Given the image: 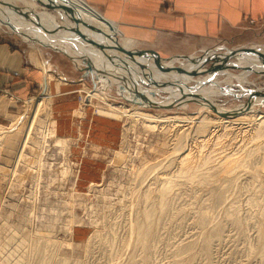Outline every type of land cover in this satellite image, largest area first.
Instances as JSON below:
<instances>
[{
  "label": "rangeland",
  "instance_id": "374dc122",
  "mask_svg": "<svg viewBox=\"0 0 264 264\" xmlns=\"http://www.w3.org/2000/svg\"><path fill=\"white\" fill-rule=\"evenodd\" d=\"M6 1H8V3L12 6L15 5L17 7L24 8L31 0H25L23 3L20 1L15 3V0ZM29 6L31 7V13H39L45 17H43V25L47 31L50 29L53 30L55 25L61 27L59 24L64 21L63 18L60 17L63 16L68 23H71L72 21L74 22L73 17L63 14L61 9L55 6L54 7L57 9H54V7L48 4H44L43 0L34 1L30 3ZM254 22L255 20L253 19L247 20L248 25H253ZM59 32L60 31L46 33L49 40L58 42V45L54 46L57 50L42 46V62L45 64L46 69L50 71L55 78L60 79V81L64 84L60 90L55 93L53 97L54 99L51 98V108L49 107L46 99L42 101V105L40 104L42 106V111H38L39 117L35 119V123L28 134L31 138L40 137V134L42 133L41 129L43 131V126L45 125L46 120L55 118L56 131L51 138H46L45 140V144L43 145L44 152L41 156V167H39L37 162L38 148L37 146L35 147L32 145L33 142L37 143L38 140H27L29 142L27 144L29 145L26 144V146L22 149L25 156H21V160H19L17 164L14 162V153H17L18 151V147L16 146H18L17 142L20 140H16V142L12 145L15 148L10 149L9 151H7V148L4 146L1 149V264H19L20 256L24 252L19 234L28 238V235L33 234L36 230L42 232V242L43 240H54V242L61 241L59 247H55L54 245H52L53 247L49 246L51 249L53 248V251L55 250V253L57 254L55 256L56 258L66 257L69 260V257H71L70 260H72V262H77L76 264H114L115 261L113 258L111 259V257H109L107 248H103V246L99 245L95 240H92L91 242L87 241L89 235L93 231H98L101 235L104 234L103 236L118 239L119 237H124L125 234H127L126 222L129 220V214L131 212L130 208L133 203H136L133 205L136 207L138 206V208H140L142 204L141 201H135L141 186L143 185L145 188L144 184L149 182H151L149 185L150 187L155 186L158 183L155 179L156 176L170 175L176 168L174 164L175 159L173 161L172 153H174V144L180 145V143L177 140H173L171 134L183 131V128L186 125L183 127L174 125L170 119H167L164 122L158 121L159 117L178 115L182 117V119H185L186 116H190L197 111V107L195 106L196 104L193 103L189 104L186 109L176 107H172V109H164L141 106L143 109L142 112L147 113L146 115L149 116H147V118L144 117L134 119L131 115H126L124 113L120 116L118 115L117 117H114L113 115L107 116L108 110L112 108L106 106V104H99L97 102H93L90 107L87 106L84 108L85 104L81 102L80 95L86 92L87 87L88 89L98 87L100 91L106 94V99L108 101H106V103L118 106L121 104L129 105L128 102L116 93V90L119 85L124 82L123 79H127L129 76L131 77L133 74L123 71L126 66H123V69L120 68V70H115L113 68L115 65L112 63H106L105 58L100 52H98L97 49L94 52L93 58L90 57L87 62V64L92 65L91 70L88 71L86 59L81 58L79 55L81 51H84L85 48L90 46L88 43L89 40H87L88 38L86 37L87 39H85L77 36L78 39L76 40L73 39L71 41H66L69 39L67 34L62 32V36H60L61 34H59ZM4 39L9 40L14 45H18V41L21 40L16 35L7 32L4 27H0V40L3 41ZM259 40L261 39H256L255 44L245 47H235L230 43L214 44L213 46L206 48V55L209 59L207 58L205 60L198 58V56L205 50H194L189 54L186 53L180 57L192 58L193 60H191V63H184L189 66L195 62L196 67L200 65L199 67L204 69L202 70L199 68L200 71H196L190 76L191 78L201 77L200 79H203L202 77H205L208 73L207 71L205 72V69L213 67V64L214 66L221 65L213 72V76L210 78L213 82L210 83L211 81H205V83H209L206 86L208 87L211 85V88L214 90L211 91V88H206L207 91H203L204 94L202 95H206L210 101H214V103L223 108H231L246 101L247 95L254 91L264 92V66H262L264 64L262 63L264 60V44L259 42ZM78 43L81 46H79ZM93 48L95 49L96 47L93 46ZM137 48L140 47L137 45ZM141 48L143 51L147 50V52H149L147 53L149 56H154L157 59L170 60L172 59L171 56H174L166 55L162 52L154 53L145 47ZM245 49L253 50L254 52L246 53L243 51ZM86 50H89V48ZM220 57L224 59L221 60ZM186 58H183L182 60H186ZM72 60L79 62L80 65L73 68L70 63ZM175 64L178 63L175 62ZM230 65L237 67H231ZM257 66H260L263 69L255 72L254 68ZM190 67L192 66H189L188 69H192ZM247 67H249L248 69L251 71L246 74V81L239 82V78L241 77L240 72L242 71L241 68L246 69ZM97 69L100 71L102 70L100 73L102 75L109 73V70L112 71V74L115 76L110 77L111 82H109V85L100 84V81L94 77L92 73L96 72ZM206 78L207 77L204 79ZM95 81L99 85L96 84L95 86ZM174 83L176 82L174 81ZM193 84L194 79H188L183 83H176L175 87L184 90L185 86H192ZM144 86L148 87L146 83ZM130 87L131 86H129V88ZM71 89H74L73 93H71L72 97H70L69 94L66 99H63V92H71ZM43 90V82L42 88L40 85L34 86L25 96H17L8 88H0V96L1 94H5L7 97L6 99L9 101L7 105H4L5 107H0V124L4 127H9L11 126L10 124L13 118H16V120H14L15 125L18 124L19 121L23 119L21 116H26L27 113L31 111V106H35V102L40 101L38 97L44 93ZM186 92L189 91L187 90ZM158 93L161 95L163 94L161 92ZM235 95H239V97ZM172 97H175V95ZM256 101L262 100L257 99ZM99 105H102V109H96ZM126 108H128V106ZM98 110H102L104 113H99ZM259 111H254L253 113H259ZM124 112L127 113L126 111ZM262 112H264V108L261 110V113ZM210 116L214 117L213 112H209L208 117ZM78 124L86 126L87 128L90 126L88 138L85 137V140H79V136H76L75 126ZM50 127L51 126H49V128ZM20 131L25 133V126L24 128L22 127ZM196 134L197 133L193 129L191 135L195 139L198 138L195 136ZM189 141L185 140L184 142L186 143V146L188 145L187 147L190 145L193 155L196 154L197 150L201 153L204 151L206 152L207 150L206 155L209 156L210 152L213 156V158L210 157L211 162L217 156L224 155L223 153H228L229 155L232 154L234 149H236V142L239 144V140H210L211 143L207 140V145L201 146L200 140ZM214 142L216 144H214ZM216 145L218 147H214ZM252 145L253 141L247 140L238 153L247 158L248 156L245 150L252 147ZM221 147L222 149H220ZM228 148L229 150H227ZM116 150L122 151V157L119 158L115 155ZM231 156H234V154ZM255 159V161H257L258 157ZM208 166L211 168L207 167V171L209 168V171H216L212 163ZM242 167L246 168L247 164ZM37 170H39L40 175V182L37 185L38 187L35 184L36 182H34ZM210 173L212 172L210 171ZM241 177L242 176L240 175L238 180L246 182V179ZM142 180L143 184L140 185ZM221 181V183H223L224 180L221 179ZM89 183L91 185H89ZM210 184L211 183L209 182L207 185H199V187H197L198 184H192L189 186H187V184L174 185L172 192L177 193H174V195L176 194V198L174 197V200L171 201L170 204L172 206L170 205V207L167 208L166 215H160L165 220V225H163L164 223L161 221L163 219H161L160 216L158 218L156 214L153 216V231L157 232L159 230L157 233H161V235L155 233L157 238L160 240L159 242L156 237L153 241H150L152 242L150 249H153L148 253L147 262L149 264H181L184 258L186 259L187 257H184V254L177 252L176 249L180 244L185 242L193 243L191 247V254L193 253V257L191 259H187L188 264H233L234 262V264L241 262L243 264H261V262L259 263L260 259L258 258L259 255L257 246H255L257 244H255L256 234L254 231H256V228L254 227H257V225L262 223L261 220L264 219V214L261 215L257 211V205H248L247 197L252 195V197H255L257 200L259 199L261 202L262 198H264V188H261V186L259 187V184H256V182L248 184L246 189L237 187L236 190L238 191H235L233 195H229L230 200H227L228 203L227 201L225 202V200L219 203L216 202L209 190L217 189L218 187L214 186L217 184H214L213 182L211 185ZM33 185H35V187H33ZM207 186H211V188L208 189L206 188ZM257 187H259L260 190L259 188L257 189ZM190 188L194 189V192H199H195L199 197L193 198V192ZM132 190L134 192H132ZM260 191H262L263 194ZM260 194H262V196ZM189 195H192V197L189 198ZM206 195H208V198H205ZM257 195L259 196L257 197ZM262 201H264V199ZM232 203L233 206H231ZM199 205L202 207L197 210V206ZM193 206L195 208H193ZM221 207L225 208L222 209ZM202 208L204 210L207 209V211L211 208L209 210L210 212L205 211L207 212L206 216L209 215L207 218H211L212 216L210 215L214 214L212 217L213 219L211 218V220L218 221L221 226L218 234H215L209 226L204 227L206 230L208 229L205 232L203 226L196 222V217L199 215V212H193V210H201L202 212L204 211ZM214 208L215 210L213 211L212 209ZM235 208L238 216L243 215L245 220H242V222H244V224L246 219L248 220L250 216L251 218H249L247 222L251 219L253 221L255 220L252 225L253 227L251 226L252 221H250V224L247 223V225H243L242 223V226L245 229L242 226L238 228L237 226H234V224L230 221V216L227 214L232 212ZM178 212L180 213L178 214ZM104 213L105 218H103ZM194 213H197V215L195 216ZM248 214L250 215L248 216ZM192 215H194L195 218L192 217ZM243 217H241V219ZM154 218L160 221V223L157 221L159 223L158 225ZM257 220L260 223H256ZM3 222L7 225H5V223L3 224ZM194 222L196 224H194ZM263 223L261 224L262 226L264 225ZM192 224L199 226L196 227ZM254 224L256 226H254ZM104 225L107 228H105ZM190 226H193L196 231H194L193 227ZM8 227L10 229H7ZM208 227L210 228V231ZM239 228L241 232L239 231ZM253 228L255 230H253ZM200 229H202V232ZM13 230L15 231V234L13 233ZM199 230L200 235L196 233L199 232ZM244 230L246 231L244 232ZM203 231L209 238L207 255H204L205 252L201 241V234H204ZM208 231L209 233H207ZM193 232L195 233L194 235ZM239 235H241V237ZM159 236L161 239H165H162L161 241ZM183 236H185V238ZM164 240L166 241L164 242ZM181 240L182 242H180ZM253 242L255 243L253 244ZM87 243H91L92 245V249L88 255L85 254L84 251V246ZM154 245L156 246L155 248ZM246 248L248 249V252ZM171 251H174V253ZM139 252L142 253L141 251ZM140 253H138V250L136 249V257H134L136 259L131 261L130 264H135V262L140 260H137L140 258ZM122 256L123 254L118 257V259L122 258ZM171 257H173V259ZM152 258L156 260V262H153ZM173 261L174 263H172ZM126 262L123 264H126ZM147 262L144 264H148ZM136 264H138V262Z\"/></svg>",
  "mask_w": 264,
  "mask_h": 264
},
{
  "label": "bare ground",
  "instance_id": "6f19581e",
  "mask_svg": "<svg viewBox=\"0 0 264 264\" xmlns=\"http://www.w3.org/2000/svg\"><path fill=\"white\" fill-rule=\"evenodd\" d=\"M17 1H20L21 3L25 2V0H15L14 2L17 3ZM34 1H38V0H31L29 2V4L34 2ZM43 1H44V4H46V3H48V5L52 4L53 5L52 7L55 6V7L59 8L58 5L64 6L65 8L67 7V9H61L62 13L67 15V16H71L74 18V22L72 21L71 23H68L65 20L64 16L60 17V18H63V21H64L63 23L65 25L63 23L59 24L61 27L55 25V27H53L54 29L52 28L53 30L50 29L48 32L60 31L59 34H61L62 32H65L67 34V37H69V39H70V40L64 39L66 41H71L73 39L76 40V39H78L77 36L83 37L85 39L88 38L87 40H89L88 43L90 44V46L85 48L84 51L80 52L79 55L81 56V58H85L86 61L88 62L90 57L93 58L94 52L97 49L98 52H100L103 55V57L105 58L106 63H112L113 65H115V66H113V68L115 70H120V68L123 69V66H126L125 69H123V71H127L129 74L130 73L133 74V76L131 75L132 78L129 76L127 79H123L124 82L121 83L119 85L118 89L116 90V93L121 98H123L126 102H128L129 105L121 104L118 106V105L106 103L107 96L105 93L100 91L98 87L93 88V89H91V88L88 89V87H87L86 92L83 93L82 95H80L81 96L80 97L81 102H83L85 104L84 108H86L87 106L90 107L93 102H97L99 104H106V106H109L110 108H112V109L108 110L107 116L113 115L114 117L115 116L117 117L118 115L120 116L124 113L126 115H131L132 117H134V119H138V118H144V117L147 118V116H149V115H146L147 113L142 112L143 109L141 108V106L142 107H150V108H164V109H172V107L186 109V108H188L189 104L193 103V104H196L195 106L197 107L196 108L197 111L195 113L191 114L190 116H186L185 119H182V117H180L178 115L169 116V117H159L158 121L164 122L165 120L170 119L174 125H178V126H182V127L186 125L183 128V131L174 132L171 134V137L173 138V140H177L180 143V145L174 144V148H173L174 153H172L173 161L175 159L174 164H175L176 168L172 172V174H170V175L156 176L155 179H156V181H158V183L155 186L150 187L149 185L151 182H149V183L144 184V186H145V188H144L142 185L143 184V180H142V182L140 184V185H142L141 189L137 193V198L135 199V201L136 200H138L139 202L141 201L142 204H141L140 208H138V206L137 207L134 206L136 203L135 204L133 203L134 205L132 204V206L130 208L131 212L129 214V220L126 222L127 234H125L124 237H119L118 239H116L114 237L103 236L104 234L101 235V233H98V231H93L89 235V238L87 239L88 242L95 240L96 242H98L99 245H102L103 248H107L109 257H111V259L113 258V260L115 261L114 264H123L126 261H127L126 264H130L131 261H134V259H136L134 257H136V249H137L138 253H140L139 251L142 252L139 255L140 258L137 259V260H139V259L140 260L137 262H138V264H144L148 260L147 257H148L149 251L153 249V248L150 249V247L152 245V242H150V241H153V239L155 237L157 238L156 234L161 235V233H157V232H159V230L157 232L153 231V228H152L153 227L152 226L153 216L156 214L157 218H158L160 215L161 216L166 215L167 208L170 207L171 201L174 200L173 198L177 194L176 192H174V193H176L174 195V193L172 192L174 189L173 188L174 185L187 184V186H189L192 184H194V185L198 184L197 187H199V185H207L209 182L212 184V182H213L214 184H217V185H214V186L218 187L217 189H209V188H211V186H209V187L207 186L206 188H208L210 190V194L213 195L216 202H219V203H221L224 200H225V202L227 200H230L229 195L230 194L233 195V193L235 191H238V190H236L237 187L242 188V189H246L248 184H253V182H256V184L257 183L259 184L258 185L259 187L261 186V188L262 187L264 188V112L261 113V110L264 108V94H263L264 92L254 91V92L247 95L248 101H244L235 107L223 108V107L217 105L216 103H214V101H210V99L207 98L206 95L205 96L202 95V94H204L203 91H207L206 88L209 89L212 87L211 85L208 87L206 86L209 83L197 85L202 80H205L204 78L207 77V75H210L211 74L210 72L207 73L205 75V77H202L203 79H200L201 77L200 78L199 77H197V78H191L190 77L196 71H200V69L204 70L203 68L199 67L200 65H198L196 67L195 62H193L192 65H189V66H192V67H190L192 69H188L189 66L186 65L184 62H187V63L190 62L191 63L192 62L191 60H193L192 58L180 57L183 55H174V56H171L172 59L167 60V59H157L154 56H149L147 54L149 52H147V50L143 51V49L141 48V47H144V45H139V43L137 42L136 39L130 38L129 36L124 35L120 31H118V26L114 22L108 21L106 19L103 20L102 16L100 14L94 12L91 9L86 8L85 6H80L75 0H43ZM29 4H26L24 8H20V7H17L15 5H13V6L10 5L8 3V1H6V0H0V27H4L7 30V32L16 35L21 40L32 41V42L38 43L39 45L48 46L50 48H54L55 50H57V48L54 46L58 45V42H52V44H53L52 45L49 41V37H44L45 26L43 25V20L45 17L39 13L38 14L31 13L30 8L33 6L30 5L31 6L30 7ZM55 7H54V9H57ZM64 26H66V27H64ZM56 28H58V29H56ZM60 36H62V34ZM61 39H62V37H61ZM92 44L94 47H96L95 49L93 48ZM78 45L81 46L79 43H78ZM137 45L140 48H137ZM88 48H89V50H86ZM206 54H207V50H205L202 54H200L198 56V58L205 60L208 58ZM183 58H186V60L185 59L182 60ZM188 59H190V60H188ZM223 59L224 58H221V60H223ZM260 60H261V58H260ZM175 62L178 64H175ZM240 63H242V62H240ZM262 63H264V60L262 61ZM78 65H80V64H78ZM262 66H264V64ZM239 67H242V66H239ZM248 68L249 67H247L246 69L241 68L242 71L240 72L241 77L239 78V82L246 81V74L251 71ZM261 69H263V68H261L260 66H257L256 68H254V71L257 72V71H260ZM101 71L97 69L96 72H94L92 74L94 75V77L96 79H98L100 81V84L109 85V82H111L110 77L115 76V75L112 74L111 70H109V73L104 74V75L100 74ZM56 79L57 78H55V76L50 71H48L45 67L44 83H43L44 93H42V95H40L38 97L40 99V101L35 102L36 103L35 106H31V111L29 113H27L26 116H21L23 119H21L18 124L15 125V123H14V120H16V118L12 119V122L10 124L11 126H9V127H7V126L4 127L0 124V153H1V149L3 146L7 148V151H9L10 149L15 148L14 146H12L13 143L16 142V140H20L19 142H17L18 146H16V147H18V151H17V153H14L15 154V156H14L15 157V160H14L15 164H17L19 162V160H21L20 159L21 156H25V154L22 152L23 151L22 149H23V147L26 146L27 143H29L27 140H38L37 143L33 142L32 145L35 147L37 146V148H38L37 162H38L39 167H41V156L44 152L43 151V145L45 144V140H46V138H51L53 136L54 132L56 131L55 118H53L51 120H46V123L43 126L44 127L43 131L41 129L43 136L41 133L40 137H37V138L32 137L31 138V136H29L28 134H29L30 129H32V126L35 123V119L37 117H39L38 111H40V110L42 111V106H41L42 101H44L46 99L49 107L52 104L51 98L54 97V95H55L54 92L58 88L56 86V84H57L56 82H59V83L61 82V81H57ZM188 79H191V80L194 79V84H195L194 89H188V87H187L188 85L184 87L185 88L184 90H181L180 88L175 87L176 83L180 84V82L183 83L185 80H188ZM167 81L173 83V85L168 86L167 88H164V89H167V91L169 92L167 94L162 92V90H163L162 87L159 88V86L153 85V84H163L164 82H167ZM174 81L176 83H174ZM212 82L213 81H211L210 83H212ZM145 83L148 85V87L144 86ZM96 84L97 83L95 81V86H96ZM97 85H99V84H97ZM129 86H131V87L129 88ZM40 87L42 88V86H40ZM187 90L189 92H192V94H194L195 97H202V98H193V99H190L188 101L181 102L178 104L174 103L170 108H169V106L167 107L166 104H168L167 102H169L170 100L173 101V99H174L175 101H173V102H176V101H178L176 99L180 98L182 95L184 97L191 95V94H184V93H186ZM212 90H214V89L211 88V91ZM194 91H196V92H194ZM245 91H247V90H245ZM158 92H161L163 94L161 95ZM153 93H155L156 95ZM146 94L150 97H148ZM199 94H201V95H199ZM173 95H175V97H172ZM240 95H243V94H240ZM167 96H168V99H167ZM235 96L239 97V95H235ZM235 96H233V97H235ZM237 97H235V98H237ZM6 98L7 97L5 95L0 96V107L7 105L9 103L8 99H6ZM257 99H261L262 101H256ZM154 105H158V106H154ZM127 106H128V108H126ZM245 106H249L250 108L248 110H242V112H238V113L235 112L237 110L232 111V110H234V108H237V107L238 108H244ZM96 109H102V105H99V107ZM48 110H49V108H48ZM124 111H126L127 113H125ZM254 111H259V113H253ZM98 112L104 113V111H102V110H98ZM209 112H213L214 117L213 116L208 117ZM3 113H4V111H3ZM232 113H236V114H232ZM95 114H97V113H95ZM22 115H23V113H22ZM150 117H152V116H150ZM181 122H183V123L187 122V123L183 124ZM24 126H25V133L23 131H20V129H22V127L24 128ZM49 126H51V127L49 128ZM18 127H20V128H18ZM41 128H42V126H41ZM193 129L197 133L195 136L198 138H196V139L193 138L191 135ZM89 130H90V126H88V128L86 126H82L81 124H78L75 126L76 136L77 137L79 136V140H82V139L85 140V137L88 138ZM185 140H187V141H189V140H200L201 146L207 145L206 144L207 140H209V142H210V140L211 141L212 140H239V144H238V142H236L237 143L236 144L237 146L235 145L236 149H234V151L232 150L233 151L232 154H234V156H231L232 154L229 155L228 153L225 154L222 151V153L224 155L217 156L211 162L210 157L213 158V156L211 155L210 152H209V156H208V155H206L207 150H206V152L204 151L203 153H201L197 150L196 154L193 155L191 148H190V145H189V147H187L188 145L186 146V143L184 142ZM247 140H252L253 145H252V147L245 150L246 154L248 156L247 158H245V156L241 155L238 152L242 149V147L244 146V143ZM204 142H205V144H204ZM3 143H5V144H3ZM214 144H216V143L214 142ZM230 144H231V142H230ZM27 145H29V144H27ZM211 145H213V144H211ZM206 147H209V146H206ZM214 147H218V146L216 145ZM220 149H222V147ZM227 150H229V148ZM218 154H219V152H218ZM115 155L120 158V157H122L123 153L121 150H116ZM254 156H255V158L258 157L259 161H258V159H257V161H255L256 159L254 158ZM28 159H30V158H28ZM210 163H212V165L215 167V169H216V171L214 170L215 172L210 170L212 172V173H210L209 169L211 167L208 166ZM243 164L244 165L247 164V167L246 168L242 167V166H244ZM207 167H210L208 169L209 172L207 171ZM204 169H205V171H204ZM240 175L242 176L241 178L246 179V182L245 181L242 182V181L238 180V178H240ZM243 176H245V177H243ZM221 179L224 180L223 183H221L222 182ZM34 182H36L35 183L36 186L40 182L39 170H37ZM89 185H91V184L89 183ZM224 185H226V186H224ZM33 187H35V185H33ZM259 187H257V189ZM213 188H215V187H213ZM32 189H34V188H32ZM257 189H256V191H257ZM188 190H189V188H188ZM191 190L193 192V198L199 197L196 194L199 192L195 191L196 192L195 193L193 191L194 189H191ZM259 190H260V188H259ZM132 192H134V191L132 190ZM260 192L262 193V191H260ZM239 193H241V192H239ZM248 193H249V191H248ZM252 193H255V192H252ZM262 194H260V195L262 196ZM207 196L208 195H206L205 198H208ZM258 196L259 195H257V197ZM191 197H192V195L191 196L189 195V198H191ZM263 199L264 198H262V200ZM195 200H197V199H195ZM202 200H204V199H202ZM235 200H236V198H235ZM262 200H261V202H264ZM233 201H234V199H233ZM236 202H237V200H236ZM247 202H248V205H250V204L257 205L258 206L257 211L261 215L264 214V203H261L259 201V199L257 200V199H255V197H252V195H251L250 197H247ZM32 203H33V201H32ZM227 203H228V201H227ZM139 205H140V203H139ZM213 205H215V204H213ZM231 206H233V203L231 204ZM251 206H253V205H251ZM175 207H178V206H175ZM180 207H181V205H180ZM199 207H200V205L197 206V210L201 209L202 206L200 208ZM208 207H210V206H208ZM226 207L229 208L228 206H226ZM193 208H195V207L193 206ZM193 208H191V209H193ZM206 208H207V206H206ZM221 208L223 209L225 207H221ZM130 209H129V211H130ZM207 209L206 210L203 209L204 211H202V212H201V210L200 211L193 210V212L194 211L199 212V215L196 217L197 218L196 222L199 223L201 226H203V228L205 226L211 227V230H213V232L215 234H218L221 226L218 223V221H216V220L212 221L211 220V218L214 216V214L210 215V216H212L211 218H207V217H209V215L206 216L207 215L206 213L210 212L209 210L211 208L208 211H207ZM212 210L214 211L215 208ZM205 211H207V212H205ZM179 213L180 212H178V214ZM196 215H197V213L195 214V216ZM227 215L230 216V221L234 224V226H237V228L241 227L242 223H243V225H245V224L247 225V223L250 224V221H252V224H251V226H252L254 221H255V220L253 221L251 219L249 222H247L249 220V218H251V216H250L249 218L247 217L248 220L246 219V222L244 224V222H242V220L244 221L245 219H244L243 215L242 216L239 215L240 217L238 216L236 208L233 209L232 212H229ZM249 215L250 214H248V216ZM161 216H160V218L163 219ZM195 216L192 215V217H194V218H195ZM241 217H243V218L241 219ZM103 218H105V213L103 214ZM260 219H262V218H260ZM154 220L156 222L159 221L155 218H154ZM161 221H163V223H164L165 220L163 219ZM257 221H256V223H260L259 221L258 222ZM261 222L263 223L264 219L261 220ZM4 223L5 222H3V224ZM159 223H160V221H159ZM159 223L157 222V225ZM194 224H196V223L194 222ZM221 224H223V223H221ZM255 224H254V226H256ZM261 224L257 225V227H254V228H256V231H254L256 234V236L254 235L256 237L255 238L256 243L253 242V244L254 243L257 244L255 246H257V251H258V255H259L258 258L260 259V261L258 260L259 263L261 262V264H264V225L262 226ZM5 225H7V224L5 223ZM163 225H165V223ZM193 226H196V225H193ZM193 226H190V227H193ZM197 226H199V225H197ZM104 227H105V225H104ZM105 228H107V227H105ZM243 228H242V230H243ZM254 228H253V230H255ZM7 229H10V228L8 227ZM193 229H194V227H193ZM200 230L202 232V229H200ZM200 230H199V232H196L199 235H200ZM207 230L205 229V232ZM236 230H238V229H236ZM194 231H196V230L194 229ZM209 231H210V228H209ZM209 231L207 233H209ZM239 231L241 232L240 228H239ZM245 231L246 230H244V232ZM205 232L203 231L204 234H201V241H202V246H203V249L205 252V253L204 252L203 253H204V255H207V253H208L207 250H208V246H209V242H208L209 238H208V235L205 234ZM13 233L15 234V231ZM223 233H224V231H223ZM194 234L195 233L193 232V235ZM210 234H211V232H210ZM172 235L174 236L173 233H172ZM19 236H20L22 247L24 248V252L20 256V259H19V264H76L77 263V262H72V260H70L71 257H69V260L66 257L56 258L55 256L57 254L55 253V250L54 251L52 250L53 248L51 249V247H53L52 245H54L55 247H59L61 241L54 242V240H52V241L43 240V242H42V232L39 230H36L33 234H29L28 238H25L24 235H20V234H19ZM239 236L241 237V235H239ZM1 237H2V235H1ZM183 237L185 238V236H183ZM253 237H251V238H253ZM159 238H160V236H159ZM162 239H165V238H162ZM162 239H161V241H162ZM242 239H243V237H242ZM190 240H191V238H190ZM157 241L159 242L160 240L158 239ZM165 241L166 240H164V242ZM180 242H182V240ZM155 243H156V241H155ZM166 244H167V242H166ZM90 245H91V243H87L84 246V251H85V254H87V255L89 254V252L92 249V245L91 246ZM155 245H154V248L156 247ZM192 245H193L192 242H185L183 244H180L178 246V248L176 249L177 252L184 254V257H187L186 259L184 258V260L181 262V264H188L187 259L188 258L191 259L193 257V255H192L193 253L191 254ZM49 246H51V247H49ZM253 248H254V246H253ZM250 249H252V248H250ZM197 250H199V249H197ZM119 252H121V253H119ZM171 252L174 253V251H171ZM247 252H248V249H247ZM173 253H171V254H173ZM122 254H123L122 258L118 259V257H120ZM171 258L173 259V257H171ZM171 258H170V260H171ZM73 259H75V258H73ZM152 261L156 262V260H154V259ZM137 262H135V264ZM172 263H174V261ZM241 263H237V264H241Z\"/></svg>",
  "mask_w": 264,
  "mask_h": 264
},
{
  "label": "crops",
  "instance_id": "0c3cea01",
  "mask_svg": "<svg viewBox=\"0 0 264 264\" xmlns=\"http://www.w3.org/2000/svg\"><path fill=\"white\" fill-rule=\"evenodd\" d=\"M75 1L114 22L118 31L154 53L184 55L218 43L245 47L259 38L264 44V0ZM248 19L255 20L253 25H248ZM18 43L0 40V88L25 96L32 87L44 83V45L24 40ZM70 63L73 68L80 64L75 60ZM56 83L58 88L54 93L64 84ZM73 91L63 92L62 98L69 94L72 97Z\"/></svg>",
  "mask_w": 264,
  "mask_h": 264
},
{
  "label": "water",
  "instance_id": "95a60500",
  "mask_svg": "<svg viewBox=\"0 0 264 264\" xmlns=\"http://www.w3.org/2000/svg\"><path fill=\"white\" fill-rule=\"evenodd\" d=\"M46 4H48V3H46ZM50 6H53L52 4H50ZM58 7L60 8V9H67V7L65 8L64 6H59L58 5ZM88 7H91V6H89L88 5ZM103 20H104V18H102ZM244 52H246V53H249V52H254L253 50H247V49H245V50H243ZM238 53H239V51H238ZM86 65H87V70L88 71H90L91 70V68H92V65H89V64H87V61H86ZM213 67H210V68H208V69H205V72L207 71L208 73L210 72L211 74L210 75H208L207 76V78L203 81H201V82H199L197 85H199V84H205V81L207 80L208 82H210L211 80H210V78L213 76V72L216 70V69H218L219 67H220V65H216V66H214V64L212 65ZM231 66V65H230ZM231 67H237V66H231ZM92 76V75H91ZM93 77V76H92ZM164 84V85H163ZM163 84H153V85H155V86H159V88L160 87H162L163 88V90H162V92H164V93H169L168 91H167V89H164V88H167L168 86H171V85H173V83H171V82H169V81H167V82H164ZM188 87V89H194V87H195V84H193L192 86H187ZM184 94H191V95H188V96H181L180 98H178V99H176V100H178V101H176V102H173V101H175L174 99H173V101L172 100H170L169 102H167L168 104H166L167 105V107L169 106V108L175 103V104H178V103H181V102H185V101H188V100H190V99H193V98H202V97H195V95L194 94H192V92H186V93H184ZM264 94V93H263ZM167 99H168V96H167ZM246 101H248V100H246ZM154 106H158V105H154ZM180 106V105H179ZM250 107L249 106H245L244 108H234V110H232V111H235V110H237V111H235L236 113H238V112H242V110H248ZM236 113H232V114H236Z\"/></svg>",
  "mask_w": 264,
  "mask_h": 264
}]
</instances>
